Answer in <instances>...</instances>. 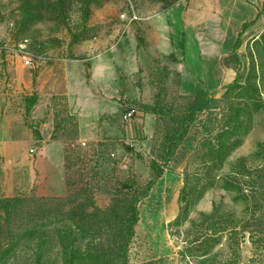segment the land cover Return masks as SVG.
I'll return each instance as SVG.
<instances>
[{
    "label": "rangeland",
    "instance_id": "rangeland-1",
    "mask_svg": "<svg viewBox=\"0 0 264 264\" xmlns=\"http://www.w3.org/2000/svg\"><path fill=\"white\" fill-rule=\"evenodd\" d=\"M131 3L141 21L130 26L122 20L130 0H0V97L11 124L61 141L67 152L65 190L41 196L35 188L17 197L25 203L0 211V264H39L36 240L24 234L57 227L41 200L81 195L106 209L118 195L143 191L159 169L163 177L139 204L129 264H264V0ZM260 13L263 22L242 33ZM25 41L39 66L28 79L48 73L42 94L21 89L24 65L13 51ZM201 94L215 102L184 126ZM129 110L135 117L126 123ZM221 141L229 151L213 159ZM24 147L29 156L35 146ZM25 170L28 189L35 182ZM55 171L65 184L63 167ZM187 174L198 187L188 215ZM210 239L216 245L202 258ZM57 254L45 264H64Z\"/></svg>",
    "mask_w": 264,
    "mask_h": 264
},
{
    "label": "trees",
    "instance_id": "trees-1",
    "mask_svg": "<svg viewBox=\"0 0 264 264\" xmlns=\"http://www.w3.org/2000/svg\"><path fill=\"white\" fill-rule=\"evenodd\" d=\"M254 24L255 22L246 24L242 33ZM262 38H264V35ZM239 47L240 39L235 44V50H238ZM235 85H237V82L229 88L233 89ZM213 102H215V99L208 97L206 94L197 96L188 107L187 116L183 119V125L191 126L197 121L199 115L211 108ZM232 132L229 131L228 134ZM183 134L180 136L181 140L185 136ZM171 146L173 148L167 153V160H170L171 156L176 153L178 147L176 140ZM237 146L238 144L231 146L230 150L233 151ZM228 151L227 144L221 141L219 145L213 148V159H224ZM163 174L164 170L159 169L156 178L143 191L133 190L128 194L118 195L106 209L97 207L91 199H84L81 195L74 199L45 198L46 200H41V213H44V215L48 213L45 218L55 220L57 227L51 232L47 230L46 225L42 224L25 232L24 238H33L37 242L38 263H48L47 254L56 250L58 252L57 255L61 256L64 264H129L131 246L137 235V227L140 223L139 204L150 195L155 183L163 177ZM199 181L201 182V179ZM191 183V176L187 174L182 191V199L187 202L184 210L187 215L192 205L191 199L195 197L198 191V187L192 186ZM125 188H128V185ZM226 190H228V187H226ZM19 203H25V200L20 198L0 200V206L6 204V206L0 207V211L2 208L9 209ZM61 203H63V207H61ZM27 209H30L29 206L25 208V211ZM22 217L23 219L27 218V213L23 211ZM40 219L43 221L44 217L41 216ZM180 222L181 216L176 220V225ZM216 241L215 239H210L200 247L198 252L202 258H206L211 254ZM211 242L214 243L213 246H209ZM10 243L12 245L7 249L8 251L13 247V240ZM207 263L209 262L207 261Z\"/></svg>",
    "mask_w": 264,
    "mask_h": 264
},
{
    "label": "crops",
    "instance_id": "crops-1",
    "mask_svg": "<svg viewBox=\"0 0 264 264\" xmlns=\"http://www.w3.org/2000/svg\"><path fill=\"white\" fill-rule=\"evenodd\" d=\"M261 14L262 13L258 15V19H255L252 22H258L257 25H259L260 22H263L261 20ZM26 70L25 67H18V72L22 77L21 89H24L23 92H26V96L28 95V92L32 93L34 91L42 94L45 85L44 79L48 74L47 71L45 72L46 74H38L35 76L34 80H29L28 76H33V73L31 70L29 73ZM33 85L36 87L33 88ZM7 100L8 99L4 96L0 97V136L3 139L2 146L0 147V200L21 197V195H24L35 188L36 190H40L39 192L41 196H44L45 193L49 192L50 194H56V190H65L67 186V152L66 147H64L63 153V148L61 147L64 143L61 141L54 142L45 137L36 139L33 135H27L28 133L25 128L24 130L15 129L10 120L12 118L10 104L6 106ZM28 144L35 147L30 148V155L26 156L24 146ZM40 150H42L43 155L41 159H38L37 156ZM57 153L59 155H56ZM30 164H32V166ZM25 165H29L33 170L31 177L35 182L33 185L30 182L31 187L28 189H25V179L27 176ZM56 166L63 167L65 184H62V180L61 184H57Z\"/></svg>",
    "mask_w": 264,
    "mask_h": 264
},
{
    "label": "built area",
    "instance_id": "built-area-1",
    "mask_svg": "<svg viewBox=\"0 0 264 264\" xmlns=\"http://www.w3.org/2000/svg\"><path fill=\"white\" fill-rule=\"evenodd\" d=\"M130 5H131L130 14L129 15H122V20L128 22L131 26L132 24L140 22L141 18L138 15L137 11L135 10L134 6L132 5L131 0H130ZM2 44H3V41L0 39V50H2V48H3ZM28 44H29V41H25V43L19 45V47L16 50H14L13 52H14L16 57L22 59L23 65L25 68H27L31 71L37 70V68L39 66L34 61V57L28 51V46H27ZM134 117H135L134 111L129 110L125 113L124 121L126 123H131L133 121Z\"/></svg>",
    "mask_w": 264,
    "mask_h": 264
}]
</instances>
